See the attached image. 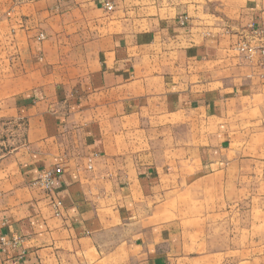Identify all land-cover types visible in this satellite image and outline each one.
Listing matches in <instances>:
<instances>
[{
	"label": "crops",
	"instance_id": "obj_1",
	"mask_svg": "<svg viewBox=\"0 0 264 264\" xmlns=\"http://www.w3.org/2000/svg\"><path fill=\"white\" fill-rule=\"evenodd\" d=\"M251 26L262 0H0V264H213L263 227Z\"/></svg>",
	"mask_w": 264,
	"mask_h": 264
},
{
	"label": "rangeland",
	"instance_id": "obj_2",
	"mask_svg": "<svg viewBox=\"0 0 264 264\" xmlns=\"http://www.w3.org/2000/svg\"><path fill=\"white\" fill-rule=\"evenodd\" d=\"M262 1L264 2V0ZM249 29H251L250 34L237 44V50L241 43L264 49V27L256 29L251 26ZM251 222H255L256 226L249 229L251 230L249 235L221 234L219 233L220 229H217V234L211 236V240H214V245L217 248L214 251L215 258L213 262L215 263L213 264H264V226L257 227L258 222L253 219L249 220V223ZM259 222L263 224L264 219Z\"/></svg>",
	"mask_w": 264,
	"mask_h": 264
},
{
	"label": "built area",
	"instance_id": "obj_3",
	"mask_svg": "<svg viewBox=\"0 0 264 264\" xmlns=\"http://www.w3.org/2000/svg\"><path fill=\"white\" fill-rule=\"evenodd\" d=\"M107 9L113 10V6L108 4ZM39 38L42 40L45 37L43 35H40ZM238 50L242 53L247 54L249 57L256 54H259L262 57H264V49L258 48L256 46L247 43L239 44ZM62 174H63L62 168L56 167L55 169L47 171L46 173L39 176L38 179L33 184L46 194L47 198L50 200V205L55 210L56 215H59L61 203L54 197V195L56 191V186L60 182ZM1 196L2 193L0 192V198Z\"/></svg>",
	"mask_w": 264,
	"mask_h": 264
}]
</instances>
